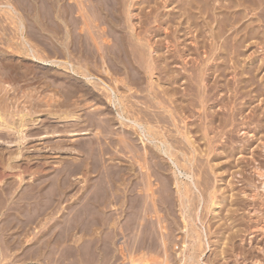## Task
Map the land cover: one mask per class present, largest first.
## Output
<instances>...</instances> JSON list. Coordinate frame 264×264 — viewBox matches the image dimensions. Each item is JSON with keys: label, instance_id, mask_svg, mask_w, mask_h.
Masks as SVG:
<instances>
[{"label": "rangeland", "instance_id": "obj_1", "mask_svg": "<svg viewBox=\"0 0 264 264\" xmlns=\"http://www.w3.org/2000/svg\"><path fill=\"white\" fill-rule=\"evenodd\" d=\"M170 1L171 0H167V2L164 0H155V1L154 0H150V1L149 0H0V109L5 114L9 123L18 122L22 114H27L25 117V119L27 118L26 121L27 124H25L27 126L25 125L22 126L20 128L21 131L20 129H18L17 124L15 125L13 124L12 126L11 123V126L9 124L6 127L0 126V264H184L183 261L181 260L183 256V253H181V248L182 245L184 244L182 242L183 236H181L182 231L181 230L179 231L178 228L179 225L177 226L178 224L177 221H179L181 225H184L183 217H182L183 207L181 204L178 205L180 193L178 192L177 186H176L177 190L174 192L175 190L174 186L176 185L177 179L176 177H174L175 174L171 170L172 165L170 164V162H168L167 160L165 161L161 157H159L160 159L155 158L156 154L154 155V157L153 155H151L153 153L143 155L145 153L143 149L144 146L141 140L139 141L140 139L139 136L136 133L132 132L131 129L132 126H130L129 122L127 123L124 119L122 120L118 116V106L115 105L113 106L114 102L110 100V97H108L110 96L109 91L108 90L105 91L104 89H102L103 87H101L103 86L102 82L105 81H107L108 83L107 82L105 83L110 85L111 87H114L115 85L114 88L116 90L117 97L122 95L118 97L120 98L119 101L122 102V105L125 104L130 105L132 102L133 104H135L137 103L136 101L139 100L137 98H141L142 95L143 97L147 98L148 95L147 99L145 98L140 99V101H138L139 104L138 105L135 104L134 106L137 108V106L141 107L145 105L146 107H150L148 108L150 110L156 109V111H159L160 108L152 107L151 104H149L152 103V101L154 100H152L151 102L149 101V99L151 98L149 97L148 88L151 87V89L153 90V88L155 87L153 91H155V89L157 88L159 89L158 92L159 95L161 96L165 95V97L167 96L166 98H169V96L167 94H164L162 90L164 89V86L168 87L170 83L171 84L173 83L174 85H178L177 87L179 89V95L182 94V97H184L183 95L185 94L187 95L188 93L187 90H184L185 85L188 87L191 85L190 88L193 87L192 89L194 93L193 96L194 99L195 97L198 96L196 98L197 101L194 100L195 101L194 106L191 105V107L195 109L194 112L196 114L194 115H196L195 116L196 119L198 120L202 119L200 117L203 116L202 115L203 108H201V105L199 104L200 102L199 97L201 96L200 95L201 87L196 82V79L198 78V71L202 69L201 66H198L200 65L199 63H201V65L204 64L203 59H202L203 62H200L201 58H205V55H202L201 53L203 50L208 51V49L200 48L202 41L193 43L195 41L194 39L196 38V36H194L193 34L195 35L198 34V31L196 32V26H193L195 28L189 34H186L185 33L186 30H184L185 34L182 35L183 29L188 28L187 26H189L187 20L188 17L185 18L184 16H179L181 13L180 11H182L180 9L182 8V6L184 7L186 1L172 0L175 1L173 3L172 1L171 2ZM194 1L195 2L191 1L193 4H195L194 6H192L193 8L191 10L195 9L193 12H196L197 14L192 12L193 13L192 15H194L195 18H199L202 20L205 19L204 17V14L206 12L204 10L205 7H203L204 5H202L201 7L202 9L200 10L198 4L199 5L201 3L208 4L207 1L209 0H206V2L205 0L204 2L201 0L202 1L201 3L200 0L199 2L198 0L197 1L194 0ZM217 1L214 0V3L209 2V4L212 3V5H215L216 3V7L211 6V4L210 7L217 8V5L220 6L221 3L223 4L225 3L224 4L225 6L223 4L220 6V9L221 7H224V10L222 8L220 11L219 6L215 10L219 12L218 14L219 16L221 14L220 19L225 16L224 14L230 17L229 19L228 18L226 19L224 17L225 19L223 18L222 19L223 22H221L222 20L219 19V16L215 15L218 12L214 11L216 13L212 14V16L210 15L213 18V20L211 17H209V19L211 18L210 19L211 27L214 28V30H216L218 27H220V25H225V27H227L225 29V34L228 31V34H226L225 36H229V37L231 36V38H233L232 42L234 44H236L237 41L241 43L239 40L240 37H241L240 39L244 38L243 39L244 42L242 41L240 48H238L239 44H236V48L238 50H235L233 52V55L231 54V57L229 55L231 59L228 57V55H225L226 53H221V54L218 53L215 56L217 60L215 61L216 58L214 57L215 62L212 61L210 62L213 63V65L216 63L214 66L217 69V66L221 64L220 61L228 57L229 61L227 59L226 62L227 65L225 64V67L228 66L227 68L229 70L232 69L233 71L231 70L229 71L226 68L228 71L226 72L225 70L222 72V70L220 71L219 68L217 72L215 71L217 75L214 73L217 76V78H215L216 84L214 83V85L217 86L215 91L218 92V94L216 92V95H218L219 97L218 100L222 98L223 100H225L226 98L227 99L226 102L228 100L229 101L233 100V101L231 103L228 101L227 104L230 103V105H227V107L223 105L224 107L222 108V105L220 106L219 103V105L217 104V106H212L211 109L209 108L210 111L208 109L205 110V112H209V113L214 110L213 112L216 111L214 113L215 115L219 111L216 115L217 118L213 117L214 121L216 120L217 121L215 122L213 132H211L210 134L211 136L212 135L214 136V139H212L210 145H208L209 140L206 143L205 141L206 139H204L206 137H203L204 133L201 132L200 128L198 129V131L200 130L199 132H196L194 130L196 129L195 128L196 126L198 125L200 126L201 123L200 120L198 121L195 118L194 120L193 119L194 116H193L191 117L193 120L191 118L189 119V121L192 120V122L190 121L189 123V121H187V123H183L184 121L183 122L181 121L182 124L180 123L181 126L182 125L185 126V127L182 126L183 130L184 129L187 130L190 127L192 129L193 127L190 135L192 136L191 139L194 140L195 147L198 145L197 148L198 147L202 148V150L205 151V152L202 151L204 153H206L207 151H211L209 156H207L206 154L202 156L203 162L200 161L201 164L199 166L194 165L195 167L194 170L192 171L193 172L192 174L195 175L193 177L196 178L197 176L198 179H200L202 175L207 176L206 175L207 173L210 174L208 175L210 176V179L209 178L207 179V177L204 178L202 176L203 177L202 181L208 180L207 182L204 181V183L206 184L209 183L208 184L209 186L204 184L203 182H202L203 185H201L202 184L200 183L201 181L199 182L196 181V183H198L199 185L198 187L202 186L203 192H204L203 186L206 185L205 189L206 188L207 189L205 190V192L202 193L201 188L197 189L198 190L197 192L195 190L196 193L195 192L193 193V191H191V189L189 188L187 189V187L186 189H184V186L190 182L184 177L182 178L181 176H179L180 178L178 177L177 178L179 181H181L180 187L184 189L183 190L181 188L183 191H185L184 193L189 195L188 197L190 199L196 198L195 200L193 199V201H195L197 205L193 201L192 202L190 201V203H188L190 206L189 208H194L195 206H196L195 208H199V213L202 216H204L206 220L205 234L209 237V240L211 242V248H207L204 250L203 255L201 257V259H203L202 260L203 262H201V264H226V263L227 264H264V222H263L264 194L261 189V184L263 182V179L256 174L254 169L255 165L257 164H260L261 167H264V89H262L264 88L263 86L264 85V40H263L264 39V32H263L264 31V0H248V2H245V0L242 1L231 0V2L234 1L233 3H231L230 0H220L222 2H220L219 0ZM237 1L239 3H237ZM229 2L231 3L232 6H236L235 5L236 3L238 5L237 7H230L231 5ZM153 3L154 5L160 3L158 4L159 6L157 5L159 8L157 9V7H154ZM247 3L249 4L253 3V4L249 5ZM177 5L178 6L181 5L179 6V11ZM247 7L248 8L250 7L251 9L250 8L248 9ZM228 8L232 12L228 10ZM197 10L198 11L200 10V12H198ZM244 11L245 13L243 14ZM172 12H173L172 15H174V17L172 19H169L170 18L169 14ZM176 12L178 13L180 12V13L178 14ZM229 12L231 15L233 13V16L228 14ZM160 13H164V14L161 15ZM159 14L161 15V19L159 18L160 21L157 22L159 20L158 19ZM163 15L168 17L165 18L169 20L165 21L164 18L165 23L160 24L161 26L163 25L162 28L157 23H160L161 20H163L164 17ZM149 16L150 17L155 16V17L149 19ZM182 18L184 20L183 25H186L184 26L185 28H183V25L181 26L179 25V22L182 20ZM148 19L151 20V22L148 21ZM156 19H158L156 21L157 23L155 22ZM233 19L237 20L238 23L237 21L235 22ZM170 20L172 22H170ZM227 21L231 22L229 27L226 26L225 22ZM174 22L175 25H177L176 27H174L175 25H173ZM217 24L220 25H218L217 27ZM228 24L229 23H227V25ZM232 24H233V29L238 25V27H236L237 29L235 28L234 30V32H236L235 34L234 32L233 33L231 32ZM142 25L144 26V28ZM240 25L244 29L242 30L240 29L238 33L237 31L238 28L239 27L242 28ZM148 26L151 29H149ZM152 27L153 29L155 28L159 29V30L157 29L156 31V34L158 33L157 36L156 34H153L155 33L154 32L155 30L153 31ZM248 27L249 29L251 28L250 30L253 29V32L252 31H250L251 33L248 32L249 30ZM166 28L168 29V31ZM181 28L182 30H180ZM137 29L139 30V32L141 31L143 32H141L140 34H136V32H138ZM173 29H175V31L177 30V32L173 33ZM178 29L181 33L178 31ZM245 29L246 31L244 32ZM179 33L182 36H178L180 35ZM141 34L145 36L143 37L141 36ZM174 34L177 35L178 37H184L186 35L185 36L186 39L187 38L189 39H187L186 42V39L184 37L185 41H183L184 40L183 38L182 39L179 38L180 40L178 41V39L176 38L177 36H174ZM246 34L249 35L245 36ZM138 35L141 38H138L139 37ZM168 35L170 37L173 36L174 38L172 39L174 42L175 41L176 42L174 43ZM187 35L189 36L187 37ZM234 35L237 36L238 40L235 38ZM166 36L167 38L169 37V40L166 38ZM142 37L145 38V40L148 38V40H146L145 43L147 44L148 42L149 44V45L147 44L148 47L144 44L145 45L144 47L146 49L144 47H142L144 49H141L140 46L141 43L145 42V41H141L144 40ZM245 37L249 39L246 41ZM151 39H153L152 41L154 42H152ZM166 39L168 41L171 40L172 42L171 41L170 42L173 44L169 43L168 41L167 43L164 42V40L166 41ZM234 39L237 41H235ZM181 40L183 41L182 43H180ZM214 40L215 43H217L216 45H221V43H223L221 39L220 42L219 40L216 42V39H212L211 43L209 44L210 46L215 44ZM161 41H162V45H161ZM189 42L190 44L192 43L191 45L194 46V48L190 44L188 45ZM177 43L179 45L181 44L182 45L175 46V44ZM243 43L245 44L244 46L242 45ZM151 44L155 45L157 49L155 48V46H152ZM158 44H159L158 47H160L161 45L163 48L161 47L158 48L157 47ZM173 46H175L173 49L175 48L176 49L173 51L172 49L169 50ZM187 46L188 48H191L194 52H196L198 48H200L201 50L199 49L200 51L197 50L199 52L194 53L192 50L188 49ZM168 47L170 48L168 49ZM177 48L178 50L180 49L184 51V53L187 52L186 54L187 56L189 54L188 56L189 60L191 59L194 63L190 60L189 62L190 64H189L188 63L189 60L187 56H186V61L188 60L187 62L183 60V57L182 59L181 57H179L177 58V61L181 64H179L176 61L175 63H178V66L177 64H175L176 65L175 68L178 69L180 67L179 65H183V63L185 64V62L188 63L190 67L194 65L196 67L197 66L199 67L197 69L194 66L193 69L190 68L191 70L190 69L186 70L188 76L186 75L187 79L185 78V80H183L185 81V84H181L184 83L181 82L182 80L178 84H175L173 81L172 82L169 81L170 83L168 82L169 83L168 84L166 82V79H161L163 80L161 81L160 77L157 78V75L154 76V78L144 77V75L146 76L147 74L145 71L146 68L139 67L140 68L139 71L144 73V75L142 74V76L140 77L142 80L140 79L141 80L140 83L138 82L139 80L135 82L138 84L135 85H133L134 83L131 84V86L133 85L132 86L133 92L129 89H128L129 92L127 89L125 90V88L127 87L123 85L122 81L124 79H125L124 81H126V79L129 80L128 78L130 77V73L132 80L133 78L132 75L134 73L136 74L137 71L135 70L134 73H132L133 71H130V73L129 71H127L130 70L128 65L130 64V67H132L133 64L131 65L128 59L126 60V62H124L125 61L124 58L126 57L123 58V56L122 57L119 56V52L124 51L121 53H125L127 55L128 53H130L129 51L132 50L133 52L131 53H136L135 54L136 56H133L134 54H132V57L135 60L137 59V65H138V61L140 60V62L144 64L143 66L146 67V64L144 63L146 61L143 60V58H145L147 55L143 57L142 56L143 52L148 53L150 49L151 50L161 49V51L163 50L162 51L163 53L169 55V54H174V51L176 53ZM140 49L142 51L143 50L145 51L142 52L140 51ZM166 49H168V52L166 51ZM233 49L235 48L233 47L231 51H233ZM189 51L190 52L192 51L193 53H188ZM114 53L118 54L117 55L118 58L116 60L121 61V62L119 61L118 64H114L113 63L114 60L111 59L115 57ZM131 53L127 55V58L131 57L130 56ZM197 53H199L198 56ZM34 54H36L37 57L34 56ZM90 54H92V56ZM205 54L207 55L208 53ZM222 54H224L223 55L224 58L222 56L220 57V55ZM140 55L142 56V58ZM153 55L156 56L157 54L155 53ZM254 56L255 59L257 58L258 60L257 59L254 60ZM132 57L130 59H132ZM195 57L199 58L198 62H197V58ZM238 57H242V58L244 57V58L243 59L239 58L241 59L239 60ZM99 59L101 60L100 63H99L100 61ZM109 59H111V61ZM236 59L238 60L236 61ZM107 60H109V62H107ZM133 60L132 62L136 63V61ZM230 60L231 62H234V64L230 63ZM122 61L123 63H125V65H123ZM127 61L129 64L127 63ZM238 61L240 64L237 63ZM140 62L139 64L142 66ZM191 62L193 63V65L191 64ZM71 63L73 64L70 65ZM88 63L90 66L88 65ZM101 63L105 64V66L104 65L101 66ZM110 63L111 65L114 64V66L112 67L111 65H109ZM195 63L198 65H196ZM230 64H232L233 66H230ZM115 65L123 66L121 69H124L125 71L123 70V73H121L122 70L119 69L120 67L118 66L119 68H116ZM126 65L127 67H125ZM234 65L236 66V68L238 66V68L240 69L235 70L236 68ZM88 66L90 67V69H88L89 68ZM242 66L243 68L247 67L246 70L248 71V73L245 69L243 70ZM258 66L261 69L259 68L258 70L257 69ZM231 67H234V69ZM250 67L251 68L254 67L253 71H251L252 69L250 70L251 72L248 70V68L250 69ZM72 68H74V70ZM141 68H143L144 70H141ZM113 69H115V71H113ZM116 69L117 70L119 69V71L121 70L120 73L124 77L125 74H127L126 75L127 77L124 78L121 75H119L120 74L119 71L117 72L118 73L117 74ZM132 69L133 68H131V70ZM179 69L182 72H184L182 66ZM179 69L178 71H180ZM254 69L256 70L257 73L254 71ZM193 70L194 73L192 75L194 79L196 78L195 80H193L192 77H190L192 79L189 78V76L191 75L190 73H192ZM195 70L197 71L195 72ZM239 70L241 71V73ZM107 71H109V73L111 71L112 73L114 72V75L112 76V73H110L111 74L110 75ZM187 71H189L190 73ZM249 72L250 73L253 72L252 75L255 74V76H252ZM88 73L93 77V79H91L90 81L85 79L86 77L85 75ZM228 73L230 76L228 75ZM232 73H234L235 75L233 76ZM236 73H238V75L240 73V75L238 76ZM246 73L247 75L249 74L250 75L247 76ZM183 74L185 75V73H182V75ZM214 74H212V76ZM215 75L212 77L213 81L211 82H215L214 81V77H216ZM115 76L116 78H114ZM119 76L120 78H122L121 79L122 81L121 80L116 81L117 78L120 79ZM111 77L114 78L116 82ZM219 77H221V79L228 80L226 82H229L228 84L229 85L231 84L233 87L235 86V84L241 85V83L245 81L243 77H245V79L249 77L247 78V83L243 84L246 87L248 85L249 88L248 87H247L248 89L245 87L242 88L240 85H238V87H240L239 90L241 88L242 90L243 89L244 90L242 93H240L241 91L239 92L238 87L236 86L237 88L236 87L235 88L238 90L237 92L239 93L237 94V92L235 93L236 91L235 88L229 86L231 89L230 90L228 86L226 87V85L228 84L225 83L226 84L225 85L224 80L222 81L221 79H219ZM155 79L158 81H156ZM218 79L220 80L221 83L219 82ZM238 79L239 80L242 79V82H240ZM94 80L97 81L95 82ZM134 80H136V77L133 79V81ZM150 80H152L153 82ZM186 80H188L187 83L188 85L186 84ZM255 80L258 83L260 82L259 83L260 85L256 82L254 83ZM112 81L114 83L119 82V84H114ZM154 81L156 82L160 81L159 82L160 84L155 83L156 84L155 85ZM190 81H194L192 82L193 85ZM248 81H250V84L252 83L251 81H253L254 84L250 85L248 84ZM148 82H151L150 84H152V86H150ZM97 83L99 86L95 85ZM195 83H197V85H194ZM173 84L172 86H174ZM217 84H221V85L218 86ZM139 85L141 86L143 85L142 88L144 89L145 87V89L143 90L140 86V88L142 89L141 90L139 88ZM224 85L225 87H222ZM116 86L117 87L120 86L121 88H117L119 89L117 91ZM161 86H163V88ZM254 86L257 88H255ZM99 87L104 92L103 91L101 92L100 90L98 92ZM80 88L81 89L83 88V90H80ZM84 88L87 89L85 90ZM253 88H255V90ZM224 89L225 91H223ZM250 89L251 92H248L250 91ZM88 90L89 91L93 90L95 92L93 94V91L92 92L90 91L91 92L90 93ZM198 91H200V93ZM245 91L247 92L246 94L247 96L244 94L246 93ZM131 92L133 94L134 93L137 94V92L138 93L140 92L139 95L140 94L141 95L139 97V95L137 94L138 95L137 98H135L137 95L130 97L129 95L127 96V93L130 94ZM162 92L164 95L162 94ZM231 92H233L234 95L236 96L239 95L240 96L233 97V95L231 96V94H233ZM86 93H90V94H86ZM95 93L99 96L98 97L96 95L97 98H99V100L94 96ZM142 93L146 95L144 96V94ZM100 94L102 96L101 98L103 99L100 98ZM103 95L105 96L103 97ZM186 95L185 97L187 98ZM228 95H230V98H227ZM125 96L129 98L130 100L129 104L127 103L128 101L125 102L128 99V98L126 99ZM250 96H253V98H251ZM131 98L133 99L135 98L136 101L135 100L132 101ZM236 98L238 99L236 100ZM69 99L70 101L72 100L73 102L71 103L68 102ZM146 100H148L149 103L148 101L146 102ZM180 101L185 103V105L187 103V101L186 100L183 101V99H180ZM234 101L236 102V104L237 103L238 104L236 105ZM60 102L61 105H59ZM244 102L245 103L247 102V104H245ZM63 104H65L66 106L65 105L63 106ZM76 104L78 105L76 106ZM233 105H234V109H233ZM67 106L68 107L70 106L71 109L70 107L68 108ZM79 107L80 108L82 107L83 109L82 108L80 109ZM236 107H239L238 108L239 110L238 109L236 110ZM140 109H143V107H141ZM240 109L241 110L244 109V110L240 112ZM71 110L73 111V114L77 112L80 113L82 111L80 113L81 118L79 114L78 117L74 115V116H69L70 118H67L66 116L72 114ZM228 111H230L229 114ZM233 111L236 112L234 113ZM86 112L88 114L91 113V115L95 113L96 115H93L95 119H93L94 118L93 116H89L92 117L91 118L92 120L90 121L86 120V119H90L87 118L88 115L87 117L86 115H84ZM136 112L137 113H135V116L136 115L143 116L138 111ZM61 115H64V117ZM103 115H106L108 119L110 118L111 119L109 121L107 119H104L107 121L106 122L102 118V117L105 118L106 116ZM232 116L234 118H232ZM71 117L72 118L75 117L77 120L72 119ZM96 117L101 118V119L97 118L98 121L101 120V122H104V124L100 123L101 127L99 124H96L100 122V121L99 122L96 121ZM108 123H110L112 127L109 126ZM121 123L125 126H123ZM102 125H105V127L107 125V132L103 130L105 128L102 129ZM216 127L217 129L215 130ZM241 128H243L242 131H240ZM193 130L196 133L193 132ZM81 131H83L86 134H84L83 132L82 134ZM78 132L80 133L73 135V133H78ZM129 132H131L130 135H128ZM131 135L132 137L135 136L132 138L134 140L135 146L141 147L142 145L143 150L140 148L142 153H140L141 151L139 152L140 149H138L137 151L138 147H133L134 145L130 144L131 142H133L131 141L132 139H129L131 138L129 137ZM136 138L139 143L141 142L140 143L141 145L138 143L140 146L137 145L135 141ZM106 145L107 146L110 145L109 149L106 147ZM100 146L107 148L108 150L102 148L103 150L105 149L104 151L107 153L102 154L104 151L101 149ZM148 146H150V148L154 147L152 143L149 142H148ZM207 146L209 149L210 148L211 149L209 150L207 148L208 149L207 150L206 149ZM131 147L133 148L131 149ZM214 147L217 148L215 149ZM152 148L148 150V153L152 152ZM100 149L102 150V152H100L101 151ZM154 150L156 149L153 148V151ZM134 151L140 154L137 155L136 153L135 155ZM178 154H180V152ZM182 157L183 156H181L180 158ZM214 157H216L215 160ZM137 158L139 160H142V163L141 161L137 160ZM156 159L157 161H159V162L156 161L157 165L156 162H153ZM212 159L214 162L218 163L216 168L214 167L215 169H217V171L216 170L214 171L216 172L215 174L213 170L210 169L211 166L209 168L210 163L215 164L214 162H212ZM132 160L137 161L136 164H132L134 162ZM162 160H164V162ZM146 161L148 163H145ZM149 162H151V164H149ZM181 162L182 165L185 164L183 163V161ZM137 163L138 164L140 163V166H138ZM164 163L165 166L167 164L166 167L163 165ZM131 164L133 165V167ZM148 164L149 165L154 164L156 166L155 167L151 166L153 168L148 167L149 170H147ZM136 165L139 167V169L142 166H146L145 168L142 167L143 171L146 169L145 174L143 173L142 168L140 171L142 172L143 176L145 175L146 177V174L148 173L147 177L149 179L147 178L146 181L144 180L145 178L141 179L140 184L143 185L141 188H138L141 186L139 183L138 184L140 186L136 184L137 180L138 182L140 180L138 177L140 176L142 177V174L136 172V169H138ZM160 165L164 166L165 167L164 171H167L168 173L165 172L166 173L165 174L163 171L164 167L162 168ZM168 165L171 168L170 172L168 170L169 169ZM201 166H203L204 169ZM205 166L206 169H208V171L211 170L210 173L205 169ZM112 167L115 169L113 170ZM186 167L183 168L182 166L184 170L189 171L188 167L187 168ZM108 168L111 170V172L114 171V173L108 171L109 170ZM117 168L118 170L116 171ZM132 168L134 169L136 168V169L134 170ZM161 168L162 170H160ZM198 168L201 169L198 170ZM104 169L105 170L107 169L106 170L107 172H105ZM139 169L137 171H139ZM150 169L153 170L156 169V171L154 172ZM123 170L125 171L127 170V172L129 173L127 172L125 173V171ZM115 171L118 173L115 174ZM119 171L123 173H119ZM134 171L136 172V174L133 173ZM204 171L206 174L202 173ZM158 172H160L159 175ZM149 173H151L150 177H149ZM198 173L201 176L200 175L198 176L197 175ZM168 174H170V179L169 176L167 178ZM106 175H110V176H106ZM118 175L122 176L123 178L121 177L122 180L118 179L119 185H116L118 184V181L116 180ZM155 175L157 178L153 177ZM158 176H161V180H159L160 178H158ZM162 176H166V177H162ZM130 177L131 179L128 180V178ZM125 178L128 180L127 183L129 185H127L126 182L125 183L123 182L125 186H122L123 183L121 181H125ZM162 178L163 179L165 178V180H163ZM166 178L169 180V182L168 180H166ZM195 178L194 180H198L197 178L196 179ZM156 179L159 181H157ZM115 180L117 181V183H115ZM142 180H144L146 183L147 181L150 182V184L149 183L147 184L152 186V190L158 188L155 189L156 191L158 190V192H155L154 190V192L156 193L155 196H153L155 193L151 191L149 185H146L145 182ZM154 180H156V182H154ZM131 181L133 182L131 183ZM151 181L152 183L154 182V184H151ZM163 183H165V185L167 184L168 186L166 185L167 186L166 187L165 185H163ZM120 184L122 186V189L120 188L122 192L119 189ZM131 185L132 186L135 185L134 188H132ZM153 185L155 188L153 187ZM144 186L146 187L145 190L143 189ZM147 186L149 187L148 190H150V192L147 191ZM169 186L170 187L172 186V189H170ZM123 187H127V189H124ZM129 187H131V189ZM160 187L163 188L161 189L163 192L161 194L159 193L161 192ZM116 188H117V192H116ZM135 188L137 189L133 190ZM166 189L168 191L170 190L169 192L171 194L167 192ZM217 189L219 191L217 192L219 198L223 197L224 200H222L221 203L218 205L217 211L213 213L210 212V210H208L206 204H209V202L212 203L213 200L211 199L214 198V196L212 195H214ZM125 190L127 192H125ZM129 190H133V192H128ZM143 190L147 192L144 193ZM171 190L172 192H174L173 194ZM118 191H120V193ZM165 191L167 192V195L170 194L169 197L170 200L172 199L173 203L170 200H168L169 198L167 197L166 194L163 196ZM124 192L129 193L130 195L128 196V194H125ZM134 192H137V194L138 192L139 194L140 192H142L143 195L145 196H142V193L140 195H137ZM131 193H133V198H131L132 196ZM148 193L152 194L153 197L150 194L147 195ZM134 194H136L137 196ZM196 194L198 195L196 196ZM205 194L208 196L211 195L212 198L210 196L209 198L205 197L206 196ZM125 195L128 198H126ZM157 195H159L160 197L163 196L162 200L160 199V197H158V199H160L158 200L156 198ZM118 196L121 197L118 199L117 198ZM150 197H152V199H150ZM154 197L158 201H156ZM134 198H136V200ZM164 198L166 199L164 200ZM134 201H136L135 202L136 204L140 203L142 205L137 204L136 206ZM169 201L171 203H169ZM157 207H161L160 210L162 211H160L159 208ZM154 208H157L158 211ZM165 208H166V212H168L166 214H164ZM179 208L181 211L179 210ZM167 209L172 211H168ZM155 210L160 215L159 214L156 215ZM175 210H179V212L176 211L175 214L174 212ZM170 212L172 215L170 214ZM177 213H179V215ZM162 215L164 216L166 215L165 217L168 219L165 220L167 221H164L161 218ZM157 216L158 217L160 216L159 218H161V220ZM227 218L229 221L226 220ZM166 222H169L168 223L169 225L166 224ZM167 227L169 228L173 227L174 231L169 229L170 231L169 234ZM163 229L165 230L163 231ZM161 230L163 231L161 232L162 235H160ZM164 232H166L165 237L163 236V234H165ZM178 233H180L181 235ZM171 234H173V236ZM222 234H224L225 236L223 240L225 242L219 241V238H221ZM232 234L234 235V238L231 242L228 243L229 247H227L226 249V236L228 235L231 236ZM168 235L172 237H169ZM199 246L200 245L198 244L197 248L199 250L201 248L202 250L203 247L202 246L199 247ZM217 250L218 252H216ZM218 253L220 254L219 256L216 255ZM190 262L191 261L188 259L186 263L192 264Z\"/></svg>", "mask_w": 264, "mask_h": 264}, {"label": "bare ground", "instance_id": "obj_2", "mask_svg": "<svg viewBox=\"0 0 264 264\" xmlns=\"http://www.w3.org/2000/svg\"><path fill=\"white\" fill-rule=\"evenodd\" d=\"M150 1V0H149ZM155 1V0H154ZM164 1H166L167 2V0H164ZM172 1V0H171ZM170 1V2H171ZM181 1V0H180ZM186 1V3H185V5H184V7L182 6V8L180 9V10H182V11H180L179 13H180V15L179 16H184L185 18H187L188 17V24H189V26H187L188 28H185L184 26H186V25H183V18H182V20L179 22V25L181 26V25H183V28H185V29H183V33H182V35L183 34H189L190 32H192L193 31V29L195 28V27H193V26H196V32L198 31V34L197 35H195V34H193L194 36H196V38L194 39L195 41L193 42V43H195V42H200V41H202V44L200 45L201 47L200 48H202V49H204V48H207L208 49V51L207 50H203L204 51V53H203V51H202V55H205V58H201V61L200 62H203L204 64L203 65H201V63H199L200 65H198V64H196V65H198V66H201L202 67V69H201V67H200V69L201 70H199L198 71V78L196 79V82L200 85V87H201V96L199 97L200 98V102H199V104L201 105V108H203V116L202 117H200V118H202L200 121H201V123H200V126L198 127V126H196L195 128L196 129H194L196 132H199L200 130H201V132L202 133H204V136L203 137H206V138H204V139H206L205 141H206V143H207V141L209 142L208 143V145H210V143H211V141H212V139H214V136L212 137L210 134H211V132H213V129H214V125H215V122L217 121H214V118L216 117V115H217V113L219 112H217L216 113V115L214 114L215 112H213L212 110V112H205V110L206 109H208L209 110V108L211 109L212 108V106H217V104L219 105V103H220V106L222 105V108L224 107V106H226L227 107V105H230V103L233 101V100H228L230 103L229 104H227V102H226V98H225V100H223V98L222 99H220V100H218V95H216V92L217 91H215L216 90V88H217V86H215L214 85V83L216 84V81H215V78H217V74L215 73V71L217 72V70H219V68H220V71L222 70V72L223 71H225L226 70V72L229 70L227 67H225V64H226V62H227V59H228V57H229V55H230V57H231V54L233 55V52L235 51V50H238L237 48H236V44H239L238 45V48H240V45H241V43H242V41H243V39L244 38H242V39H240L239 37V40H240V42L241 43H239L237 40V36L236 35H234L235 36V38L237 39V40H235V41H237L236 42V44H234L233 42H232V40H233V38H231V36L229 37V36H225L226 34H228V31H227V33L225 34V29L227 28V27H225V25H220V24H217V27H218V25H220V27H218L216 30H214V28H212L211 27V23H210V19L212 18L211 16H212V14H214V13H216V12H214V11H217V10H215V9H217L218 8V6L219 5H217V8H214V7H210V4H211V6H215L216 7V3H215V5H212V3H210L209 4V2H213L214 3V0L212 1V0H209V1H207L208 2V4L207 3H204V4H202L201 2L203 1L204 2V0H200V5L198 4V3H196V4H198V6L200 7V10L202 9L201 7H202V5H204L203 7H205V14H206V16H205V14H204V17H205V19H199V18H195V16L194 15H192L193 13H196V12H193L194 10H191L193 7L192 6H194L195 4H193L192 2H195L194 0H185ZM192 1V2H191ZM197 1V0H196ZM217 1V0H216ZM220 1V0H219ZM242 1V0H241ZM158 2H160V1H158ZM170 2H169V4H170ZM173 2H175V1H172V3ZM198 2H199V0H198ZM205 2H206V0H205ZM218 2V1H217ZM220 2H222V1H220ZM230 2H231V0H230ZM229 2V3H230ZM234 2V1H233ZM233 2H231V3H233ZM245 2H248V0H245ZM162 3H163V1H162ZM231 3H230V5H231ZM237 3H239L238 1H237ZM235 4L236 6H230V7H237V5L238 4ZM158 4H160V3H158ZM157 4V5H158ZM168 4V3H167ZM178 4V3H177ZM223 3H221L220 4V6L222 5ZM225 4V3H224ZM223 4V5H224ZM247 4H249V3H247ZM253 4V3H252ZM252 4H249V5H252ZM157 5H154V3H153V6L154 7H157V9L159 8ZM164 5H166V4H164ZM240 5H242V4H240ZM239 5V6H240ZM243 5H245V4H243ZM255 5V4H254ZM162 6V5H161ZM160 6V7H161ZM173 6V5H172ZM178 6V5H177ZM179 6H181V5H179ZM179 6H178V11H179ZM220 6H219V9H220ZM225 6V5H224ZM228 6H229V4H228ZM165 7V6H164ZM196 7V6H195ZM241 7V6H240ZM243 7H246V6H243ZM251 7V6H250ZM249 7V8H250ZM252 7H254V6H252ZM153 8V7H152ZM223 8V10H224V7H221V9ZM248 8V7H247ZM248 8V9H249ZM196 9H198V8H196ZM221 9H220V11H221ZM232 9V8H231ZM234 9V8H233ZM245 9V8H244ZM251 9V8H250ZM175 10V9H174ZM200 10L198 11V12H200ZM228 10H230L229 8H228ZM235 10V9H234ZM157 11V10H156ZM203 11V10H202ZM226 11V10H225ZM224 11V12H225ZM231 11V10H230ZM236 11V10H235ZM246 11H247V9H246ZM159 12H161V11H159ZM193 12V13H192ZM218 12V11H217ZM224 12H222V13H224ZM232 12V11H231ZM175 13V12H174ZM176 13H178V12H176ZM178 13V14H179ZM221 13V12H220ZM239 13V12H238ZM245 13V11L243 12V14ZM150 14H151V12H150ZM161 15L162 14H164V13H160ZM158 15V19L160 18L161 19V15ZM173 14V12L172 13H170L169 15V19H172L173 17H174V15H172ZM177 14V15H178ZM197 14V13H196ZM201 14V13H200ZM219 14V12L218 13H216L215 15H218ZM228 14H230V12L228 13ZM236 14V13H235ZM165 15H167V14H165ZM211 15V16H210ZM223 15V14H222ZM225 16V18L227 19H229V17L226 15V14H224ZM231 15V14H230ZM156 16V15H155ZM155 16H149V19L150 18H154ZM164 16V15H163ZM162 16V17H163ZM192 16H194V17H192ZM198 16V15H197ZM196 16V17H197ZM202 16V15H201ZM219 16V15H218ZM220 16H221V14H220ZM220 16H219V19H220ZM227 16V17H226ZM231 16H233V13H232V15ZM240 16H242V15H240ZM166 16H164L163 17V20H161V22L160 23H157V22H159L160 21V19L158 20V19H156L155 20V22L158 24V25H160L161 23H165L164 22V18H165ZM175 17H176V15H175ZM209 17H211L210 19H209ZM215 17V16H214ZM224 17H222L220 20H222ZM143 18V17H142ZM147 18V17H146ZM166 18H168V17H166ZM165 18V21L167 20ZM196 20H195V19ZM200 18H202V17H200ZM217 18V17H216ZM224 18V19H225ZM233 18V17H232ZM232 18H231V21H232ZM242 18V17H241ZM240 18V19H241ZM148 19V21H150L151 22V20H149ZM168 19V20H169ZM176 19V18H175ZM235 19H236V16H235ZM235 19H233L235 22L237 21V20H235ZM238 19V18H237ZM154 20V19H153ZM153 20H152V23H153ZM167 20V21H168ZM212 20H213V18H212ZM173 21H175V20H173ZM178 21H179V19H178ZM194 21H196V22H194ZM217 21V20H216ZM228 21H230V20H228ZM225 22L226 23V26H228L229 27V25H230V23L231 22ZM233 21V22H234ZM149 22V23H150ZM170 22H172L171 20H170ZM186 22V21H185ZM194 22V23H193ZM218 22H220V21H218ZM217 22V23H218ZM221 22H223V20L221 21ZM234 22V23H235ZM144 23H145V21H144ZM148 23V24H149ZM215 23V22H214ZM227 23H229L228 25H227ZM237 23H238V21H237ZM216 24V23H215ZM222 24H224V23H222ZM240 24V23H239ZM144 25V24H143ZM142 25V26H143ZM173 25H175V22H174V24ZM172 25V26H173ZM214 25V24H213ZM236 25V24H235ZM161 26V25H160ZM159 26V27H160ZM163 26V25H162ZM161 26V27H162ZM172 26H171V28H172ZM177 25H175L174 27H176ZM224 28H223V27ZM241 26V25H240ZM261 26V25H260ZM151 27V26H150ZM157 27V26H156ZM173 27V28H174ZM232 27V28H231ZM230 28H231V32L233 33L234 32V30H235V28L236 27H238V25L233 29V24H232V26H231ZM242 27V26H241ZM135 28H137V27H135ZM143 28H144V26H143ZM148 28H149V26H148ZM163 28V27H162ZM246 28V27H245ZM252 28H253V26H252ZM149 29H151V28H149ZM158 29V28H157ZM157 29L155 28V29H153V27H152V30L155 32V33H153V34H156V31H157ZM167 29V28H166ZM237 29V28H236ZM242 30V29H244L243 27L242 28H238V33H239V30ZM247 29V28H246ZM246 29L244 30V32L246 31ZM248 29H249V27H248ZM251 29V28H250ZM248 30V32H250V31H252L253 32V29L252 30ZM261 29V28H260ZM141 30V29H140ZM148 30V29H147ZM159 30V29H158ZM163 30H165V29H163ZM180 30H182V28L180 29ZM184 30H186V32L184 33ZM228 30V29H227ZM233 30V31H232ZM263 30V29H262ZM262 30H260V31H262ZM137 31L138 32H136V34H140L141 32H143V31H141V32H139V30L137 29ZM150 31V30H149ZM167 31H168V29H167ZM178 31H179V29H178ZM163 32V31H162ZM174 32H177V30L175 31V29H173V33ZM180 32V31H179ZM264 32V31H263ZM150 33V32H149ZM181 33V32H180ZM179 33V34H180ZM204 33V34H203ZM236 32H234V34H235ZM237 33V34H238ZM241 33V32H240ZM251 33V32H250ZM142 34H144V33H142ZM141 34V36H143ZM158 34V33H157ZM157 34H156V36H157ZM170 34V33H169ZM177 34V33H176ZM257 34V33H256ZM131 35V34H130ZM181 34L180 35H178V36H182ZM249 35V34H248ZM247 34L245 35V36H248ZM259 35V34H258ZM139 36V35H138ZM145 36V35H144ZM143 36V37H144ZM147 36V35H146ZM169 36V35H168ZM172 36V35H171ZM174 36H177V35H175L174 34ZM176 37L177 39H178V41L180 40V39H184V37L186 36H184V37ZM189 35H187V37H188ZM241 36H242V34H241ZM133 37V36H132ZM142 37V38H143ZM150 37V36H149ZM170 37V36H169ZM169 37L167 38V36H166V38L169 40ZM192 37V36H191ZM263 37V36H262ZM135 38V37H134ZM133 38V39H134ZM138 38H141L140 36L138 37ZM151 38V37H150ZM172 38H174L173 36L172 37H170V39H172ZM180 38V39H179ZM194 38V37H193ZM193 38H191V39H193ZM223 38V39H222ZM246 39V41L249 39H247V37H245ZM144 40H141V41H145L144 43L142 42L141 43V49H144L145 47V45L147 46V44H148V42H147V44H145L146 43V40H148V38L145 40V38H143ZM165 39V38H164ZM166 39V41L164 40V42H166L167 43V40ZM185 39H186V37H185ZM185 39L183 40V41H185ZM187 39H189V38H187ZM187 39H186V42H187ZM212 39H216V42L219 40V42H220V39L223 41V43H221V45H216L217 43H215V40H214V45H209L210 43H211V40ZM135 40H137V39H135ZM139 40V39H138ZM153 39H151V41H152ZM209 40H210V42H209ZM264 40V39H263ZM263 40H262V42H263ZM140 41V40H139ZM156 41V40H155ZM163 41V40H162ZM162 41H161V45H162ZM171 41V40H170ZM170 41H168L169 43H171L172 41H173V39H172V41L170 42ZM177 41V42H178ZM182 40L180 41V43H182L183 42ZM188 41H190V40H188ZM245 41V42H246ZM150 42V41H149ZM152 42H154V41H152ZM174 42V41H173ZM176 42V41H175ZM174 42V43H175ZM244 42V41H243ZM138 43H140V42H138ZM151 43V42H150ZM136 44H137V42H136ZM145 44V45H144ZM156 44V43H155ZM164 44V43H163ZM171 44H173V43H171ZM185 44H187V43H185ZM190 44V42L188 43V45ZM192 44V43H191ZM190 44V45H191ZM200 44V43H199ZM219 44V43H218ZM247 44V43H246ZM261 44V43H260ZM263 44V43H262ZM149 45V44H148ZM152 45V44H151ZM150 45V46H151ZM160 45V47L161 48H163L162 46ZM165 45V44H164ZM163 45V46H164ZM168 45V44H167ZM166 45V46H167ZM176 45H179L178 43L177 44H175V46ZM182 45V44H181ZM181 45H179V46H181ZM195 45V44H194ZM197 45H198V43H197ZM243 46L245 45L244 43L242 44ZM139 46V45H138ZM149 46V47H150ZM152 46H155V45H152ZM151 46V47H152ZM159 46V44L157 45V47ZM170 46V45H169ZM175 46H173L172 48H170V47H168V49L169 50H171L172 49V51L173 50H175V49H173ZM192 46V45H191ZM191 46H189V47H191ZM247 46V45H246ZM142 47H144V48H142ZM148 47V46H147ZM160 47H158V48H160ZM178 47V46H177ZM184 47V46H183ZM193 48H194V46H192ZM235 48V49H233V51H231V49L232 48ZM242 47V46H241ZM109 48V47H108ZM155 48H156V46H155ZM180 48V47H179ZM186 48V47H185ZM187 48H188V46H187ZM196 48H197V46H196ZM200 48H198L197 50H199ZM244 48V47H243ZM259 48V47H258ZM260 48H261V46H260ZM259 48V49H260ZM140 49V51H142ZM146 49V48H145ZM149 49V48H148ZM157 49V48H156ZM156 49H150V51H148V53H149V56H148V53L147 52H143V51H145V50H143L142 52L144 53V55H143V53H142V56L144 57L145 55H147L148 56V58H147V56L145 57V58H143V60H145L146 62H144L143 60V62L146 64V67H144L143 65L144 64H142V62H140V60L138 61V65H137V59L135 60L133 57H132V54H134L133 56H136L135 54L136 53H131V52H133L132 50L131 51H129L130 53H131V57H132V59H130L131 57H128L127 58V55H129L130 53H128L127 55L125 54V53H121V52H124V51H121V52H119V56H123V58L124 57H126V58H124L125 59V61L124 62H126V60L128 59V61H129V63H131V65L133 64V66L132 67H130V64L128 63V61H127V63L129 64H127L128 65V67L130 68V70H127V71H129V73H130V71H133L132 73H134L135 72V70L137 71V73L134 75H132V80H131V73H130V77L128 78L129 80H131V81H129V80H127L126 79V81H122L121 79L122 78H120V76H119V78L120 79H116V81H119V80H121L122 82H123V85L124 86H126L127 88H125V90L127 89H129V90H131L132 91V89H133V85H135V84H138V83H135L136 81H138L139 83H140V81L142 80L140 77L142 76V74L144 75V73H142V72H140L139 71V67H143V68H146L145 69V71H146V76L144 75V77H150V78H154V76H156L157 75V78L158 77H160V80L161 79H166V82L168 83L169 81L170 82H174L175 84H178V83H180V81L181 82H184V83H181V84H185V81H183V80H185V78L187 79V73H186V70H188V69H193V67L195 66H191L190 67V60H189V54H188V56H187V52L186 53H184V51H182V50H178V48H177V50H176V53H175V51H174V54H169V55H166L165 53H163L162 51H161V49H159V50H156ZM168 49H166V51L168 52ZM182 49H184V48H182ZM188 49H190V50H192L191 48H188ZM73 50V49H72ZM196 50V52H199V51H197ZM261 50V49H260ZM34 51V50H33ZM101 51V50H100ZM126 51V50H125ZM165 51V50H164ZM186 51H188V50H186ZM193 51V50H192ZM188 52V53H193V52ZM97 52H99V51H97ZM196 52H194V53H196ZM242 52V51H241ZM244 52V51H243ZM107 53V52H106ZM145 53H147V54H145ZM157 54L156 56H154L153 54ZM205 53H208L207 55L205 54ZM218 53H226L225 55H228V57H226V58H224L223 57V55L224 54H222V55H220V57L222 56L224 59L223 60H221L220 62H221V64H219L218 66H217V69L215 68V64L213 65V63H210L211 61L212 62H215L216 60H217V58L215 57ZM239 53V52H238ZM140 54H141V52H140ZM198 54L199 53H197V56H198ZM200 54V55H201ZM242 54V53H241ZM243 54H245V53H243ZM78 55V54H77ZM76 55V56H77ZM91 56H92V54H90ZM105 55V54H104ZM114 55H115V57H113V58H111V59H113L114 60V64H118V62L120 61H117L116 59L118 58L117 57V55L118 54H115L114 53ZM196 55V54H195ZM201 55V56H202ZM235 55H236V52H235ZM240 55V54H239ZM34 56H36L37 57V55L36 54H34ZM73 56V55H72ZM106 56H107V54H106ZM141 56V55H140ZM142 56H141V58H142ZM154 56V57H153ZM186 56L188 57V63H186L187 61H186ZM194 56V55H193ZM193 56H191V57H193ZM200 56V57H201ZM238 56V55H237ZM237 56H236V58H237ZM241 56V55H240ZM100 57V56H99ZM105 57V56H104ZM179 57H181V59H182V57H183V60H185L184 62H185V64H187V65H185L184 63H183V65H179L180 67L182 66V68H183V70H184V72H182L179 68V70L180 71H178V69L177 68H175L176 67V65L175 64H177V66H178V61H177V58H179ZM203 57V56H202ZM214 57L216 58L215 59V61H214ZM229 57V58H230ZM234 57V56H233ZM245 57V56H244ZM243 57V58H244ZM259 57H260V55H259ZM93 58V57H92ZM103 58V57H102ZM107 58V57H106ZM195 58H197V62L199 61L198 59V57H195ZM239 58H241V59H243L242 57H238V59ZM105 59V58H104ZM111 59H109L110 61H111ZM135 60L136 61V63L135 62H132V60ZM202 59H203V61H202ZM225 59H226V61H225ZM231 59V58H230ZM238 59H236V61L238 60ZM241 59H239V60H241ZM251 59V58H250ZM252 59H253V57H252ZM257 59V58H256ZM255 59V56H254V60H256ZM100 60V59H99ZM106 60V59H105ZM104 60V61H105ZM109 60H107V62H109ZM121 60H123V59H121ZM133 60V61H134ZM218 60H220V59H218ZM253 60V61H254ZM258 60V59H257ZM178 62V63H175V62ZM192 61V60H191ZM194 61H195V59H194ZM228 61H229V59H228ZM234 61V60H233ZM253 61H252V63H253ZM262 61H263V59H262ZM262 61H261V64H262ZM90 62H91V60H90ZM101 62V60L99 61V63ZM106 62V61H105ZM121 62V61H120ZM139 62L142 64V66L139 64ZM193 62V61H192ZM191 62V64L193 65V63ZM219 62V61H218ZM242 62V61H241ZM255 62V61H254ZM77 63V62H76ZM104 63V62H103ZM103 63H101V66L102 65H104L105 66V64H103ZM122 63H123V61H122ZM135 63V64H134ZM229 63V62H228ZM230 63H233L234 64V62H231V60H230ZM237 63H239V61L237 62ZM243 63V62H242ZM251 63V64H252ZM73 63H71L70 65H72ZM106 64H108V63H106ZM114 64L113 65H111V63L109 64V65H111L112 67L114 66ZM179 64H181V63H179ZM240 64V63H239ZM248 64V63H247ZM259 64V63H258ZM88 65H89V63H88ZM123 65H125V63H123ZM127 65L125 66V67H127ZM135 65V66H134ZM138 67H137V66ZM140 65V66H139ZM189 65V66H188ZM227 65V64H226ZM229 65V64H228ZM237 65V64H236ZM90 66V65H89ZM88 66V67H89ZM116 66V65H115ZM119 65H117L116 66V68H119V69H121L123 66H119ZM188 66V67H187ZM196 67L197 69L199 68V67ZM220 66V67H219ZM230 66H233L232 64H230ZM235 66V65H234ZM84 67V66H83ZM136 67V68H135ZM244 67H246V66H244ZM131 68H133L132 70H131ZM137 68H138V70H137ZM143 68H141V70H144ZM195 68V69H196ZM228 70H227V69ZM231 68H233L234 69V67H231ZM235 68H236V66H235ZM242 68H243V66H242ZM253 68L254 67H250V69L248 68V70L250 71L251 69V71H253ZM257 68V67H256ZM259 66H258V70H259ZM73 70H74V68H72ZM86 69V68H85ZM88 69H90V67L88 68ZM101 69V68H100ZM110 69H112V68H110ZM119 69L117 70L116 69V73L119 71ZM175 69V70H174ZM190 69V70H191ZM237 69H240V68H238V66H237V68L235 69V70H237ZM246 70L247 69V67L246 68H243V70ZM261 69V68H260ZM83 70V69H82ZM107 70H109V69H107ZM121 70H122V72H121ZM120 71H119V73L121 72V73H123V70L124 69H121ZM231 71H233L232 69H230ZM229 70V71H230ZM113 71H115V69H113ZM125 71V70H124ZM197 70H195V72H196ZM220 71H218V72H220ZM240 71V70H239ZM238 71V72H239ZM247 71V70H246ZM245 71V72H246ZM250 71V72H251ZM254 71L256 72V70L254 69ZM83 72V71H82ZM105 72V71H104ZM108 73H109V71H107ZM177 72V73H176ZM181 72V73H180ZM187 72H189V71H187ZM192 72V71H191ZM202 72V73H201ZM245 72H244V74H245ZM249 72V73H250ZM254 72V73H255ZM110 73H112V71L110 72ZM109 73V74H110ZM115 73V74H116ZM119 74V75H121L122 77H124L122 74ZM129 73H128V76H129ZM182 73H185V75L183 74L182 75ZM190 73V72H189ZM188 73V74H189ZM194 73V70H193V72L192 73H190L191 75ZM199 73H200V76H199ZM216 75H215V74ZM240 73H241V71H240ZM240 73H239V75H240ZM247 73H248V71H247ZM247 73H246V75H247ZM253 73V72H252ZM252 73H250L251 75H252ZM257 73V72H256ZM97 74V73H96ZM101 74V73H100ZM118 74V73H117ZM124 74H125V72H124ZM140 74V75H139ZM212 74H214L216 77H214V81L215 82H211V81H213L212 80V77L214 76H212ZM221 74V73H220ZM237 75H238V73H236ZM249 74V75H250ZM84 75V74H83ZM111 75V74H110ZM114 75V72L112 73V76ZM127 74H125V77H127L126 76ZM187 75V76H186ZM189 76V78L190 77H192L193 78V75L192 76ZM195 75V74H194ZM197 75V74H196ZM228 75H229V73H228ZM232 75L234 76L235 74L234 73H232ZM238 75V76H239ZM243 75V74H242ZM249 75H247V76H249ZM86 76V77H85ZM85 76H83V77H85V79H87V80H91V79H93V77L91 76V75H89V73L88 74H86ZM183 76H184V79H183ZM186 76V77H185ZM227 76V75H226ZM230 76V75H229ZM232 76V77H233ZM252 76H255V74L254 75H252ZM257 76V75H256ZM100 77V76H99ZM108 77V76H107ZM124 77V78H125ZM136 77V80H134L133 81V79ZM112 78V77H111ZM114 78H116V76L114 77ZM114 78H112L114 81H115V79ZM149 78V79H150ZM189 78H188V80H189ZM192 78H190V79H192ZM234 78V77H233ZM235 78H236V76H235ZM244 78V82H242V79H238L240 82H242L241 83V85L240 84H238V85H240L242 88H247L248 87V85H247V87L246 86H244L243 84H246L247 83V78H249V77H247L246 79H245V77H243ZM253 78V77H252ZM103 79V78H102ZM106 79H108V78H106ZM141 79V80H140ZM148 79V80H149ZM194 78H193V80H195ZM219 79H221V77H219ZM218 79V80H219ZM258 79V78H257ZM98 80V79H97ZM96 80V81H97ZM101 80V79H100ZM109 80H110V78H109ZM145 80H146V78H145ZM153 80V79H152ZM152 80H150V81H152ZM156 80V79H155ZM188 80H186V84L188 83ZM222 81L224 80V79H221ZM230 80H233V79H230ZM95 81V80H94ZM95 81V82H96ZM115 81V82H116ZM128 81V82H127ZM156 81H158V80H156ZM156 81H154V84L156 83H159V82H156ZM161 81H163V80H161ZM226 81H228V80H224V84L225 83H229V82H226ZM105 82H107V81H105ZM105 82H102V84H103V86H101V87H103L102 89H104L105 91L106 90H108L109 91V95L110 96H108V97H110V100L111 101H113L114 103H113V106L115 105V106H118V116L123 120H125L127 123L129 122V124H130V126H132V132L133 133H136L138 136H139V141L141 140V142H142V144H143V149H144V154L143 155H145V154H150V153H153V154H151V155H153V157H154V155L156 154V157L155 158H157V159H160L159 157H161V158H163L165 161L167 160L168 162H170V164L172 165V169L170 168V164L168 165L169 166V172L172 170L173 171V173L175 174V176L174 177H176V179H177V182H176V185L174 186L175 187V190H174V192L178 189V192L180 193V196H179V204L178 205H182V207H183V211H182V217H183V223H184V225H181L180 223H179V221H177L178 222V224H177V226L179 225V231L181 230L182 231V235L180 234V233H178V234H180L181 236H183L182 238H183V245H182V248H181V253H183V256H182V258H181V260L183 261V263L184 264H187L186 262H187V260L189 259L191 262L190 263H192V264H201V262H203L202 260L203 259H201V257H202V255H203V252H204V250L205 249H207V248H211V242H210V240H209V237L205 234V230H206V227H205V222H206V220H205V218H204V216H202L200 213H199V208H189L190 206H189V204L188 203H190V201L192 202L193 201V199L195 200L196 198H192V199H190L188 196L189 195H187L186 193H184L185 191H183L184 189H186V187H187V189L189 188V189H191V191H193V193L195 192V190H196V192L198 191L197 189H200L201 188V192L202 193H204L205 192V190L207 189H205V187H206V185H208V184H206V183H204V181L205 182H207L206 180H204V181H202V178L204 177H207V179L209 178L210 179V176H208V175H210V174H206L205 173V171L204 172H202V173H205L207 176H201L199 173L197 174L198 176L200 175L201 176V180L200 179H198L197 178V176H196V178L198 179V180H194V178L195 177H193V176H195V175H193L192 173V171L194 170V165H196V166H199L201 163H200V161L201 162H203V160H202V156H204L205 154L207 155V156H209V154H210V152L211 151H207L206 153H204L205 151L204 150H202V148H197V146L195 147L194 146V140L193 139H191L192 138V136L190 135V133H191V131H192V129H193V127H192V129H191V127L189 128V129H191V130H189V129H187V130H183V128H182V126H181V121L183 122V123H187V121H189V119L191 118V117H193V119L195 118L196 119V115H194V114H196L195 112H194V108L193 107H191V105L192 106H194V103H195V101L194 100H196V98L198 97H195V99H194V93H193V87L192 88H190L191 87V85L188 87V86H186L185 85V89L184 90H187L188 91V93H187V98L185 97V95H183L184 97H182V94L181 95H179V89H178V85H174L173 83V85L174 86H172V84L170 85L169 83V86L167 87V86H164V89L162 90L163 92H164V94H167L168 96H169V98H166L165 97V95L163 94V92H162V94L164 95V96H161V95H159V89H155V91H153L154 90V88H153V90L151 89V87L150 88H148V91H149V97L151 98V99H149V101L151 102L152 100H154V101H152V103H149V101L148 100H146V102L148 101V103L149 104H151V106L152 107H158V108H160V110L159 111H156V109L154 110H150V109H148V108H150V107H146L145 105L144 106H141V107H143V109H140L141 107L140 106H137V108L134 106L135 104H139V102L138 101H140V99H147L148 98V95H147V98L146 97H143V95L141 96V98H137L138 97V95H139V93L137 92V94H133L132 92V94L130 93V94H128L127 93V96L129 95V97L130 96H134V95H137L135 98H137V99H139V100H135V98L133 99V98H131L132 99V101H136L137 103H135V104H133V102L130 104V105H122V102L121 101H119L120 100V98H118V97H120V96H122V95H120V96H118L117 97V93H116V90H115V85H114V87H111L110 85H108V84H106ZM110 82V81H109ZM113 82V81H112ZM111 82V83H112ZM121 82V83H122ZM146 82H147V80H146ZM153 82V81H152ZM191 83L192 82H194V81H190ZM219 82H220V80H219ZM231 82V81H230ZM234 82V81H233ZM232 82V83H233ZM238 82V81H237ZM252 83L251 84H254L255 82H256V80L254 81V83H253V81H251ZM94 83V82H93ZM108 83V82H107ZM110 83V84H111ZM114 83V82H113ZM132 83H134L132 86H131V84ZM149 84L151 83V82H148ZM197 83H195L194 85H197ZM218 83V82H217ZM221 83V82H220ZM223 83V82H222ZM256 83H258V82H256ZM260 83V82H259ZM258 83V84H259ZM80 84V83H79ZM85 84V83H84ZM88 84V83H87ZM92 84V83H91ZM114 84H119V82H117V83H114ZM142 84V83H141ZM146 84V83H145ZM153 84V85H154ZM155 84V85H156ZM160 84V83H159ZM158 84V85H159ZM164 84V83H163ZM166 84V83H165ZM190 84V83H189ZM248 84H250V81H248ZM250 84V85H251ZM95 85H98V83L97 84H95ZM113 85V84H112ZM157 85V86H158ZM180 85V84H179ZM188 85V84H187ZM192 85H193V83H192ZM218 86L219 85H221V84H217ZM223 85V84H222ZM226 85V84H225ZM225 85L224 86H222V87H225ZM234 85V84H233ZM238 85H236L235 84V86L233 87L231 84L229 85H226V87L228 86H232V88H235L236 86L238 87ZM249 85V86H250ZM260 85V84H259ZM261 85H263V84H261ZM82 86V85H81ZM86 86V85H85ZM87 86H89V85H87ZM99 86V85H98ZM118 86V85H117ZM116 86V89L117 88H121L120 86L119 87H117ZM140 86L141 85H139V88H140ZM143 86V85H142ZM142 86H141V88H142ZM148 86V85H147ZM150 86H152V84H150ZM256 86V85H255ZM254 86V87H255ZM264 86V85H263ZM84 87V86H83ZM92 87V86H91ZM138 87V86H137ZM160 87V86H159ZM162 88H163V86H161ZM181 87V86H180ZM236 87V88H237ZM89 88V87H88ZM140 88V89H141ZM147 88V87H146ZM198 88V87H197ZM221 88V87H220ZM235 88V89H236ZM239 88L240 87H238V90H239ZM242 88L239 90V92L240 93H242L243 92V90H242ZM249 88V87H248ZM247 88V89H248ZM255 88H257V87H255ZM255 88H253L254 90H255ZM258 88H260V87H258ZM85 90L87 89V88H84ZM91 89V88H90ZM102 89H100V87H99V89H98V92H99V90L102 92L103 90ZM143 89V88H142ZM141 89V90H142ZM144 89H145V87H144ZM143 89V90H144ZM183 89V88H182ZM181 89V90H182ZM195 89V88H194ZM229 89H230V87H229ZM228 89V90H229ZM262 89H264V88H262ZM80 90H83V88L81 89L80 88ZM84 90V91H85ZM119 89H117V91H118ZM121 90V89H120ZM124 90V89H123ZM129 90H128V92H129ZM158 90V91H157ZM181 90H180V92H181ZM218 90V89H217ZM226 90H227V88H226ZM231 90V89H230ZM237 89H236V91H235V93L238 91ZM257 90V89H256ZM261 90V89H260ZM79 91V90H78ZM89 91V90H88ZM87 91V92H88ZM91 91V90H90ZM89 91V92H90ZM93 91V90H92ZM91 91V92H92ZM108 91H107V93H108ZM219 91V90H218ZM222 91V90H221ZM223 91H225V89L223 90ZM234 91V90H233ZM258 91V90H257ZM81 92V91H80ZM90 92V93H91ZM94 92L95 91H93V94H94ZM100 92V93H101ZM104 92V91H103ZM135 92H136V89H135ZM199 93H200V91H198ZM246 92V91H245ZM248 92H251V89H250V91H248ZM253 92V91H252ZM90 93H86V94H90ZM226 93H227V91H226ZM231 93H233V92H231ZM93 94H91V95H93ZM99 94V93H98ZM102 94V93H101ZM101 94H100V98L102 97L101 96ZM105 94V93H104ZM142 94H144V93H142ZM161 94V93H160ZM195 94H198V93H195ZM217 94H218V92H217ZM237 94H239L238 92H237ZM245 95L247 94V92L246 93H244ZM243 94V95H244ZM250 94V93H249ZM97 94L95 93V97L97 98V96H96ZM108 95V94H107ZM141 95V94H140ZM140 95H139V97H140ZM146 94H144V96H145ZM152 95V96H151ZM233 95V97L235 96V97H239V96H236V95H234V93L233 94H231V96ZM105 95H103V97H104ZM127 96H125V98L127 99L128 97ZM181 96V97H180ZM189 96H191V97H189ZM229 96V97H228ZM227 96V98H230V95H228ZM247 96V95H246ZM245 96V97H246ZM254 96V95H253ZM253 96H250L251 98H253ZM99 97V96H98ZM107 97V98H108ZM112 97H113V100H112ZM153 97V98H152ZM164 97V98H163ZM193 97V98H192ZM232 97V98H233ZM166 98V99H165ZM242 98V97H241ZM251 98H250V100H251ZM98 100H99V98H97ZM101 99H103V98H101ZM123 99V98H122ZM125 99V100H126ZM180 99H183V101L184 100H186L187 101V103H186V105H185V103H183V102H181L180 101ZM238 98H236V100H237ZM79 100V99H78ZM96 100V99H95ZM109 100V101H110ZM82 101V100H81ZM101 101V100H100ZM106 101V100H105ZM128 101V102H127ZM129 98L125 101V102H127L128 104H129ZM197 101V100H196ZM249 101V100H248ZM68 102H73L72 100L70 101V99H69V101ZM104 102V101H103ZM142 102V101H141ZM226 102V103H225ZM235 102V101H234ZM238 102V101H237ZM55 103H56V101H55ZM66 103V102H65ZM70 103H69V105H70ZM107 103V102H106ZM109 103H111V102H109ZM124 103V102H123ZM223 103V104H222ZM245 103V102H244ZM85 104V103H84ZM142 104V103H141ZM226 104V105H225ZM235 104H236V102H235ZM238 104V103H237ZM236 104V105H237ZM245 104H247V102L245 103ZM59 105H61V102L59 103ZM65 104H63V106H64ZM72 105V104H71ZM78 104H76V106H77ZM79 105H81V104H79ZM107 105V104H106ZM143 105V104H142ZM224 105V106H223ZM62 106V107H63ZM66 106V105H65ZM108 106V105H107ZM58 107V106H57ZM68 107V106H67ZM70 107V106H69ZM68 107V108H69ZM73 107V106H72ZM112 107V106H111ZM139 107V108H138ZM146 107V108H145ZM229 107V106H228ZM80 108V107H79ZM82 108V107H81ZM80 108V109H81ZM107 108V107H106ZM109 108V107H108ZM232 108V107H231ZM231 108H228V109H231ZM239 107H236V110L238 109ZM242 108V107H241ZM70 109H71V107H70ZM73 109V108H72ZM83 109V108H82ZM233 109H234V105H233ZM245 109V108H244ZM244 109H240V112H242ZM96 110V109H95ZM100 110V109H99ZM104 110V109H103ZM113 110V109H112ZM116 110V109H115ZM225 110V109H224ZM239 110V109H238ZM9 111V110H8ZM20 111V110H19ZM72 111V110H71ZM70 111V112H71ZM94 111V110H93ZM136 111H138L140 114H142L143 116H135V113H137ZM210 111V110H209ZM231 111V110H230ZM230 111H228V114L230 113ZM15 112V111H14ZM82 112V111H81ZM80 112V113H81ZM232 112V111H231ZM234 112V111H233ZM236 112V111H235ZM234 112V113H235ZM239 112V111H238ZM239 112V113H240ZM254 112V111H253ZM9 113V112H8ZM79 112H77V113H75V114H73V111H72V114L71 115H68V114H65V115H68V116H66L67 118H70L69 116H79L80 115V118H81V114H80ZM99 113H101V112H99ZM102 113H104V112H102ZM125 113H126V115H125ZM199 113V112H198ZM226 113V112H225ZM19 114V113H18ZM77 114V115H76ZM79 114V115H78ZM228 114H226V115H228ZM232 114V113H231ZM255 114V113H254ZM258 114V113H257ZM26 115L27 114H22L21 116H20V118H19V120H18V122H8V119L6 118V116H5V114L2 112V110L0 109V126H8V124L11 126V123H12V126H13V124L15 125V124H17L18 125V129H20L22 126H24L25 124H27V118L25 119V117H26ZM84 115H86V117H87V115H88V117L87 118H90V119H86V120H92L91 118L92 117H89V116H93V115H96L95 113L93 114V115H91V113H85ZM98 115V114H97ZM129 115V116H128ZM17 116V115H16ZM61 116H63L64 117V115H61ZM103 116H106V115H103ZM212 116V117H211ZM231 116V115H230ZM251 116V115H250ZM60 117V116H59ZM66 117H65V119H66ZM83 117V116H82ZM94 117V116H93ZM113 117V116H112ZM119 117H117V118H119ZM214 117V118H213ZM9 118V117H8ZM72 118V117H71ZM79 118V119H80ZM98 117H96V121H98V119H101L100 117L97 119ZM103 118V120L104 119H107L108 121L111 119H108V117L106 116L105 118L104 117H102ZM217 118V117H216ZM232 118H234L233 116H232ZM72 119H75V120H77L75 117H73ZM93 119H95V117L93 118ZM192 119V118H191ZM192 119V120H193ZM194 119V120H195ZM261 119V118H260ZM102 120V121H103ZM192 120H190L191 122H192ZM196 120H198V119H196ZM198 120V121H199ZM221 120V119H220ZM226 120V119H225ZM224 120V121H225ZM100 121V122H99ZM98 122L99 123H96V124H99L100 125V127H101V124L100 123H103L104 124V122H101V120H99ZM104 121H106V120H104ZM118 121V120H117ZM186 121V122H185ZM190 121H189V123H190ZM95 122V121H94ZM107 122V121H106ZM105 122V123H106ZM111 122H113V121H111ZM110 122V123H111ZM116 122V121H115ZM123 122V121H122ZM226 122V121H225ZM247 122V121H246ZM93 123V122H92ZM110 123H108L109 124V126H111L110 125ZM126 123V124H127ZM181 123V124H180ZM195 123V122H194ZM245 123V122H244ZM107 124V123H106ZM120 124V123H119ZM122 124V123H121ZM198 124V123H197ZM90 125H92V124H90ZM99 125H98V127H99ZM113 125V124H112ZM123 125V124H122ZM189 125V124H188ZM187 125V126H188ZM221 125V124H220ZM242 125V124H241ZM25 126H27V125H25ZM95 126H97V125H95ZM104 126V127H103ZM123 126H125V125H123ZM243 126V125H242ZM112 127V126H111ZM183 127H185V126H183ZM198 127V128H197ZM244 127V126H243ZM2 128V127H1ZM103 128H105V129H103ZM121 128V127H120ZM200 128V130L198 131V129ZM102 129L103 130H105V132H107V125H106V127H105V125H102ZM119 129V128H118ZM217 129V127L215 128V130ZM247 129V128H246ZM245 129V130H246ZM12 130V129H11ZM112 130V129H111ZM122 130V129H121ZM193 130V132H195ZM243 130V128H241L240 129V131H242ZM13 131V130H12ZM20 131H21V129H20ZM23 131V130H22ZM108 131H109V128H108ZM116 131H117V129H116ZM127 131V130H126ZM125 131V132H126ZM218 131V130H217ZM83 131H81V133H82ZM113 132V131H112ZM192 132V133H193ZM195 132V133H196ZM220 132V131H219ZM80 132H78V133H73V135L74 134H79ZM84 133V132H83ZM82 133V134H83ZM122 133V132H121ZM130 133L131 132H129V134L128 135H130ZM244 133H245V131H244ZM84 134H86V133H84ZM126 134V133H125ZM21 135V134H20ZM127 135V134H126ZM127 135V136H128ZM132 135H134V134H132ZM132 135L131 136H129V137H131V138H129V139H132L133 137H135V136H133L132 137ZM222 135V134H221ZM43 136H46V135H43ZM51 136V135H50ZM225 136V135H224ZM224 136H221V137H224ZM49 137V136H48ZM203 137H201V138H203ZM137 138L135 139V141H136V143H137V145H139L140 143L137 141ZM219 138V137H218ZM128 139V140H129ZM131 141H133V142H131ZM130 142V144H132V145H134V140L132 139ZM223 141V140H222ZM148 142L149 143H152V145L154 146L153 148H155L156 150H154L153 151V148H152V152H149L148 153V150H150L151 148H150V146H148ZM113 143V142H112ZM139 143V144H138ZM213 143V142H212ZM106 144V143H105ZM111 144V143H110ZM129 144V145H130ZM104 145V144H103ZM141 145V144H140ZM139 145V146H140ZM150 145V144H149ZM212 145V144H211ZM214 145V144H213ZM109 146L110 145H106V147L109 149ZM131 146V145H130ZM129 146V147H130ZM101 147V149L102 148H105V147H103V146H100ZM133 147H138V146H133ZM133 147H131V149L133 148ZM149 147V148H148ZM212 147V146H211ZM94 148V147H93ZM107 148H105V149H107ZM142 149V145H141V147H138L137 148V151H138V149ZM208 148V146L206 147V149ZM215 148V147H214ZM217 148V147H216ZM215 148V149H216ZM100 149V150H101ZM104 149V150H105ZM107 149V150H108ZM141 149L139 150V152L141 151ZM142 149V150H143ZM200 151H199V150ZM205 149V150H206ZM209 149V148H208ZM207 149V150H208ZM211 149V148H210ZM209 149V150H210ZM103 150V149H102ZM102 150L100 151V152H102ZM103 150V151H104ZM202 151H204V152H202ZM135 152V151H134ZM180 152V154H182V155H180V154H178ZM105 153H107V152H103L102 154H105ZM136 153L137 152H135V155H136ZM140 153H142V151L140 152ZM140 153H137V155L138 154H140ZM213 154V153H212ZM142 155V154H141ZM180 155V156H179ZM218 155V154H217ZM132 156V155H131ZM181 156H183L182 158H180ZM215 156V155H214ZM136 157V156H135ZM143 157H145V156H143ZM140 158V157H139ZM147 158H149V157H147ZM147 158H146V160H147ZM211 158H213V157H211ZM210 158V159H211ZM215 158L216 157H214V160H215ZM150 159H151V156H150ZM157 159L155 160V161H153V162H156L157 161ZM137 160H139L138 158H137ZM149 160V159H148ZM164 160H162L163 162H164ZM132 161H134L132 164H136V162L137 161H135V160H132ZM139 161H141V163H142V160H139ZM143 161H145V160H143ZM162 161H160V162H162ZM181 161H183V163H185V164H183L182 165V162ZM206 161V160H205ZM211 161V160H210ZM157 162H159V161H157ZM157 162H156V165H157ZM212 162H214L213 161V159H212ZM145 163H148L147 161L145 162ZM144 163V164H145ZM207 163V162H206ZM215 164H209V168H210V166H211V170H213V172L216 170L217 171V169H215L216 168V166L218 165V163H216V162H214ZM131 164V165H132ZM138 164V163H137ZM143 164V165H144ZM149 164H151V162H149ZM148 164V165H149ZM162 164V163H161ZM147 165V168L149 167V168H153V167H151V166H156V165H149L148 166ZM164 166H165V163L163 164ZM205 165V164H204ZM207 165V164H206ZM137 166V165H136ZM138 166H140V163L138 164ZM137 166V167H138ZM162 168L164 167V166H162V165H160ZM159 166V167H160ZM166 166H167V164H166ZM165 166V167H166ZM182 166H183V168H185L186 166L188 167V169H189V171H186V170H184L183 168H182ZM185 166V167H184ZM208 166V165H207ZM114 167H116V166H114ZM132 167H133V165H132ZM135 167V166H134ZM142 167H146V166H142ZM141 167V168H142ZM165 167H164V169H163V171L165 170ZM186 167V168H187ZM201 167H203V166H201ZM215 167V168H214ZM110 168V167H109ZM108 168V169H109ZM113 168V167H112ZM127 168V167H126ZM141 168L139 169V167H138V169H139V171H137L138 169H136V172H139L140 174H142V172H140L141 171ZM149 168L147 169V170H149ZM162 168L160 169V170H162ZM208 168V167H207ZM115 168H113V170H114ZM122 169V168H121ZM120 169V170H121ZM123 169H125V168H123ZM132 169H134V168H132ZM134 169V170H135ZM166 169V170H167ZM171 169V170H170ZM201 169V168H200ZM199 168H198V170H200ZM203 169H204V167H203ZM205 169H206V166H205ZM255 172H256V174L260 177V178H262L263 179V182H262V184H261V189H262V191H263V194H264V167H261L260 166V164H257V165H255ZM105 170V169H104ZM107 170V169H106ZM105 170V172H107ZM118 170V168L116 169V171ZM129 170V169H128ZM146 170V169H145ZM145 170L143 171V168H142V171H143V173L145 174ZM150 170H152V171H156V169L155 170H153V169H150ZM207 171H208V169H206ZM210 170V171H211ZM108 171H110L111 172V170L109 169ZM115 171V174H117L118 172H116ZM122 171V170H121ZM121 171H119V173H123V172H121ZM123 171H125V170H123ZM130 171V170H129ZM210 171H208L209 173H210ZM105 172H104V174H105ZM127 172V170L125 171V173ZM136 172L134 171L133 173L134 174H136ZM148 172V171H147ZM149 172H151V171H149ZM168 173L167 171H164V173ZM109 173V172H108ZM107 173V174H108ZM111 173H114V171H112ZM127 173H129V172H127ZM131 173V172H130ZM132 173V174H133ZM153 173V172H152ZM161 173H163V172H161ZM165 173V174H166ZM216 172H214V174H215ZM133 174V175H134ZM156 174V173H155ZM160 174V172H158V175ZM196 174V173H195ZM120 175H122V174H120ZM125 175V174H124ZM123 175V176H124ZM139 175V174H138ZM147 175H148V173L146 174V177H145V175L143 176V174H142V177L140 176V177H138L137 175V177L140 179L139 180V182H138V180H137V182H136V180H135V182H136V184L138 185V186H140V187H138V188H141L143 185L142 184H140L141 183V179L142 178H145L144 180L146 181V179L148 178L147 177ZM150 175H151V173H149V177H150ZM157 175V174H156ZM156 175L155 176H153L154 178H157L156 177ZM106 176H110V175H106ZM119 176V175H118ZM117 176V178H116V180L118 181V184H116V185H119V180H122V176H119L118 177ZM168 176H169V179H170V174H168L167 175V178H168ZM179 176H181L182 178L184 177L185 179H187L190 183H187L185 186H184V189L182 188V187H180V182L181 181H179L178 180V178H180ZM113 177V176H112ZM122 177V178H121ZM132 177V176H131ZM131 177L130 178H128V180L129 179H131ZM162 177H166V176H162ZM178 177V178H177ZM127 178V177H126ZM125 178V181H121L122 183L124 182H126L127 183V179ZM137 178V179H138ZM151 178H152V176H151ZM151 178H150V180H151ZM158 178H160L159 180H161V176H158ZM166 178V180H168ZM195 178V179H196ZM218 178V177H217ZM119 179V180H118ZM149 179V178H148ZM163 179V178H162ZM171 179H173V178H171ZM115 180V183H117V181ZM124 180V179H123ZM144 180H142V181H144ZM157 180V179H156ZM156 180H154V182H156ZM159 180H157V181H159ZM163 180H165V178L163 179ZM144 181V182H145ZM196 181H201L200 183H204V184H206L205 186H203L204 187V192H203V188H202V186L201 187H198L199 185H198V183H196ZM133 181H131V183H132ZM154 182L152 183V181H151V184H154ZM160 182H162V181H160ZM167 182V181H166ZM168 182H169V180H168ZM172 182V181H171ZM121 183V184H122ZM122 184V186H125V184ZM140 185H139V184ZM143 183V182H142ZM147 183H149L150 184V182H148L147 181ZM146 182H145V184L146 185H149V184H147ZM186 183V182H185ZM184 183V184H185ZM203 183L201 184V185H203ZM121 184H120V186H121ZM134 184V183H133ZM144 184V183H143ZM144 184V185H145ZM156 184V183H155ZM169 184V183H168ZM171 184V183H170ZM182 184V183H181ZM115 185V186H116ZM127 185H129L128 183H127ZM126 185V186H127ZM136 185V186H137ZM163 185H165V183H163ZM167 185V184H166ZM165 185V186H166ZM188 185H189V187H188ZM119 186V189L121 188L122 189V186L120 187ZM132 186V185H131ZM134 186L135 185H133L132 186V188H134ZM168 186V185H167ZM166 186V187H167ZM173 186V185H172ZM172 186L170 187L169 186V188L170 189H172ZM176 186L178 187L177 189H176ZM209 186V185H208ZM149 187L151 188V191L152 192H154V190L155 189H158V188H155L154 187V185H153V187L155 188V189H153L152 190V186H150L149 185ZM148 186H147V191H149L150 192V190H148V188H149ZM113 188H114V186H113ZM124 189H127V187H123ZM130 189H131V187H129ZM128 188V189H129ZM145 186L143 187V189L145 190ZM183 190H182V189ZM211 188V187H210ZM118 189V190H119ZM120 189V190H121ZM137 188H135V189H133V190H136ZM161 189H163V188H161L160 187V190ZM168 189V188H167ZM166 189V191L167 192H169L168 190ZM133 190H129L128 192H133ZM143 190V191H144ZM159 190V191H160ZM146 191V192H147ZM165 191V192H166ZM200 191V190H199ZM116 192H117V188H116ZM119 193H120V191H118ZM121 192H122V190H121ZM125 192H127L126 190H125ZM124 192V193H125ZM145 191H144V193H146ZM151 192V193H152ZM155 192H158V190L156 191L155 190ZM154 192V193H155ZM164 192V194H163V196L166 194L167 195V192L165 193ZM171 192H172V190H171ZM174 192H172V194L174 193ZM195 192V193H196ZM217 192H219L218 191V189H217V191L214 193V195H212V196H214V198H212L211 197V195H209L211 198V200H213L212 201V203L211 202H209V204H206V206L208 207V210H210V212H213V213H215L216 211H217V208H218V205L221 203V201L222 200H224V198L223 197H220L219 198V195L217 194ZM246 192V191H245ZM134 193H136L137 194V192H134ZM142 192H140V194H141ZM160 194L161 193H163L162 192V190H161V192H159ZM170 193V192H169ZM168 193V194H169ZM178 193V194H179ZM210 193V192H209ZM209 193H206V194H209ZM212 193V192H211ZM114 194H115V191H114ZM125 194H128V196L130 195L129 193H125ZM136 194H134V195H136ZM139 194V192H138V194L137 195H140ZM150 193H148L147 195H149ZM159 194V195H160ZM171 194V193H170ZM169 194V195H170ZM200 194V193H199ZM205 194V195H206ZM262 194V195H263ZM131 198H133V193H131ZM136 195V196H137ZM151 196H152V194H150ZM156 195V193L153 195V196H155ZM159 195H157L156 196V198L158 199V197H160ZM169 195H167V197L169 198H167L168 200H170V197H169ZM198 194H196V196H197ZM249 195V194H248ZM142 196H145V195H143V193H142ZM152 196V197H153ZM163 196H161L160 197V199L162 200V198H163ZM172 196V195H171ZM176 196V195H175ZM191 196V195H190ZM209 196L208 195H206L205 197H207V198H209ZM250 196H252V195H250ZM121 197V196H120ZM119 196L117 197L118 199L120 198ZM125 197H126V195H125ZM152 197H150V199H152ZM166 197V196H165ZM203 197H204V195H203ZM126 198H128V197H126ZM130 198V199H131ZM137 198V197H136ZM136 198H134L135 200H136ZM147 198V197H146ZM145 198V199H146ZM155 197H154V199L156 200V201H158V200H160V199H156ZM172 198V197H171ZM174 198V197H173ZM177 198V197H176ZM201 198V197H200ZM254 198V197H253ZM122 199V198H121ZM133 199V200H134ZM149 199V198H148ZM166 198H164V200H165ZM129 200V199H128ZM138 200V199H137ZM168 200H166V201H168ZM205 200V199H204ZM211 200H209V201H211ZM126 201V200H125ZM130 201H132V200H130ZM139 201V200H138ZM137 201V202H138ZM152 201V200H151ZM172 203H173V201H172V199L170 200ZM169 201V203H171ZM178 201H177V203H178ZM199 201V200H198ZM198 201H196V202H198ZM201 201V200H200ZM136 201H134V203H135ZM145 202H146V200H145ZM144 202V203H145ZM159 202H161V201H159ZM194 203H195V201H193ZM207 202V201H206ZM194 203H193V205H194ZM211 203V204H210ZM118 204V203H117ZM129 204V203H128ZM137 204H140V203H137ZM137 204L135 203V205L137 206ZM158 204V203H157ZM156 204V205H157ZM196 204V203H195ZM238 204V203H237ZM122 205V204H121ZM134 205V204H133ZM140 205H142V204H140ZM193 205H191V206H193ZM197 205V204H196ZM239 205V204H238ZM160 206V205H159ZM212 208H211V207ZM178 207V206H177ZM182 207H181V209H182ZM197 207H199V206H197ZM123 208V207H122ZM136 208V207H135ZM145 208V207H144ZM157 208H159V210L161 209V207H157ZM157 208H154V209H156L157 210ZM171 208H173V207H171ZM210 208V209H209ZM239 208V207H238ZM238 208H237V210H238ZM163 209V208H162ZM169 209V208H168ZM167 209V210H168ZM258 209V208H257ZM155 210V211H156ZM179 210H180V208H179ZM179 210H175L174 212H175V214H176V211H178L179 212ZM154 211V210H153ZM152 211V212H153ZM158 211V210H157ZM157 211L155 212L156 213V215H158L159 213H157ZM160 211H162V210H160ZM159 211V212H160ZM165 213L164 214H166V213H168V212H166V208H165ZM163 211V212H164ZM168 211H172V210H168ZM181 211V210H180ZM194 211V212H193ZM162 213V212H161ZM173 213V212H172ZM170 214H171V212H170ZM178 215H179V213H177ZM147 215V214H146ZM152 215V214H151ZM160 215V214H159ZM172 215V214H171ZM174 215V214H173ZM163 216L164 215H162V219L164 220V221H167V220H165V219H168V218H166L165 216H164V218H163ZM175 216H177V215H175ZM217 216V215H216ZM158 217V216H157ZM160 217V216H159ZM158 217V218H159ZM180 217H181V215H180ZM149 218V217H148ZM161 218H159L160 220H161ZM171 218V217H170ZM233 218V217H232ZM182 219V218H181ZM171 220V219H170ZM174 220V219H173ZM176 220V219H175ZM177 220H178V217H177ZM226 220H228V218L226 219ZM229 221V220H228ZM233 221V220H232ZM263 221V220H262ZM170 222V221H169ZM169 222H166V224H168ZM264 222V221H263ZM172 223V222H171ZM169 225V224H168ZM181 225V226H180ZM164 226V225H163ZM171 226V225H170ZM175 226V225H174ZM263 226V225H262ZM168 228V231H169V229H171L172 231H174L173 230V227H171V228H169V227H167ZM166 228V229H167ZM174 228H176V227H174ZM184 228H185V230H184ZM165 229H163V231H164ZM162 230L160 231V233L161 232H163ZM167 231V232H168ZM176 231H177V229H176ZM262 231V230H261ZM165 234H163V236L165 237V235H166V232H164ZM169 234H170V231H169ZM177 234V235H178ZM198 234H199V236H198ZM147 235V234H146ZM160 235H162V233L160 234ZM172 236H173V234H171ZM177 235H176V237H177ZM151 236V235H150ZM154 236V235H153ZM162 236V237H163ZM169 236V235H168ZM168 236H167V238H168ZM172 236H169V237H172ZM175 237V236H174ZM224 238H225V236H224V234H222V236H221V238H219V241H223L224 240ZM233 238H234V235L232 234L231 236H226V249H227V247H229L228 246V243L229 242H231L232 240H233ZM170 239V238H169ZM143 240V239H142ZM180 240H181V238H180ZM165 242V241H164ZM223 242H225V241H223ZM198 244L200 245L199 247H203L202 248V250H201V248H200V250L197 248V246H198ZM165 246H166V244H165ZM233 248V247H232ZM227 251V250H226ZM216 252H218V250L216 251ZM179 254H180V252H179ZM187 254H189V255H187ZM227 254V253H226ZM217 256H219L220 254L218 253V254H216ZM258 262V261H257ZM227 264V263H226Z\"/></svg>", "mask_w": 264, "mask_h": 264}]
</instances>
